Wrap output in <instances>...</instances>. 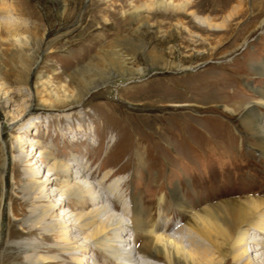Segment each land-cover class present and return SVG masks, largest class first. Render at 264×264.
I'll list each match as a JSON object with an SVG mask.
<instances>
[{"label":"rangeland","instance_id":"1","mask_svg":"<svg viewBox=\"0 0 264 264\" xmlns=\"http://www.w3.org/2000/svg\"><path fill=\"white\" fill-rule=\"evenodd\" d=\"M171 1L0 0V264H115L89 241L99 219L71 227L95 206L77 179L102 194L117 181L110 214L130 225L135 204L152 234H181L179 264L219 262L194 241L196 215L264 196V156L241 119L262 100L264 0Z\"/></svg>","mask_w":264,"mask_h":264},{"label":"bare ground","instance_id":"2","mask_svg":"<svg viewBox=\"0 0 264 264\" xmlns=\"http://www.w3.org/2000/svg\"><path fill=\"white\" fill-rule=\"evenodd\" d=\"M154 4L160 7L174 5L171 0H154ZM2 8L10 11V6L4 5ZM6 19L9 22L8 31H15L18 22L14 25L15 18L13 15L11 14L10 16L9 13ZM11 20H14V23L10 24ZM196 20L201 25H214L206 18L196 17ZM14 38L16 39H13L14 41L20 40L16 35H14ZM254 67L258 74L264 76V61L255 62ZM253 90L257 92L262 100L250 102L251 106L246 105V108H244L246 110L241 119L244 128L251 133L254 139V149L264 156L263 113L262 109L260 110L253 106L254 103H258L259 106L264 107V89ZM73 161L76 168H66V171H69L71 178L76 179L86 173V165H84V161L81 162L75 158ZM27 174L29 180L34 176V172L29 170H27ZM106 175L104 174L102 178H105ZM117 183V181H113L106 186L105 191L107 192L102 194V188L96 190L88 181L82 182L77 179L70 188L73 189L76 195L84 197L86 195L91 198L95 206L92 207L93 209L90 212L87 211L86 214H83L81 220H77L78 224H74L71 227L79 228L99 219L90 233L89 241L92 246L104 249L115 264H156L151 258L158 255L166 259L168 264H179L182 260L186 261L185 249L177 239V237H181V234L179 236L152 234L143 225L142 214L139 213V208L135 207V204L125 209L130 219V225L124 223L114 213H109L111 209L107 204H104L106 201L104 197L114 193V197L110 198V200L112 205H116V201L120 197ZM30 186L32 187V185ZM50 207L49 204L42 205L43 212L50 209ZM60 228L61 222L59 223V221L51 222L49 225L50 231ZM192 230L194 232V241L199 247L204 245L219 254L220 258L217 264H228L227 259L232 264H264V196L247 197L245 200L230 199L216 202L210 208L208 207L206 211L194 217ZM123 231H129V236L121 241L119 237ZM141 237H144V239L140 246L129 245L131 240L136 242ZM75 242L70 246L71 248L74 247ZM122 243L125 245H122ZM86 247L90 246L86 245ZM135 253L140 258L134 259L133 255ZM32 260L35 259L33 258ZM209 264L216 263L211 261Z\"/></svg>","mask_w":264,"mask_h":264}]
</instances>
